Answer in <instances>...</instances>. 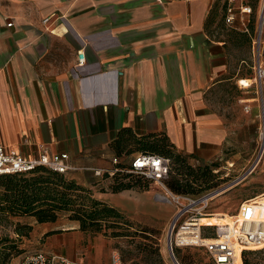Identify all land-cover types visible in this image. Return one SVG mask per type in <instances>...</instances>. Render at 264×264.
<instances>
[{"label": "crops", "instance_id": "1", "mask_svg": "<svg viewBox=\"0 0 264 264\" xmlns=\"http://www.w3.org/2000/svg\"><path fill=\"white\" fill-rule=\"evenodd\" d=\"M210 9L211 0H0V143L29 158L66 153L65 177L93 197L162 212L149 189L111 191V170L128 167L148 134L211 157L253 98L238 84L251 78L239 75L245 59L233 63L211 36ZM223 23L250 36L248 15L227 24L224 10ZM119 135L133 142L116 147ZM23 219L36 251L110 264L116 238L63 217Z\"/></svg>", "mask_w": 264, "mask_h": 264}, {"label": "rangeland", "instance_id": "2", "mask_svg": "<svg viewBox=\"0 0 264 264\" xmlns=\"http://www.w3.org/2000/svg\"><path fill=\"white\" fill-rule=\"evenodd\" d=\"M242 1L249 4L252 10L248 15L250 36L223 23L227 0H211L208 16L217 20L211 27V36L213 39L221 38L226 41L228 58L233 63L236 57L245 59L242 65L243 69L239 72V75L245 78L253 76L254 64L258 59L264 68V14L260 18L259 11L263 0ZM254 38L255 44H253ZM245 90H243L245 97H253L251 100H244L246 103H243V105H248L250 110L249 113H244L242 121L239 122L241 127L231 132L227 139V145L205 160H197L187 153L180 152L186 161V166H190L200 175L196 185L194 184L197 189L200 188L197 195L208 191H213L212 194H215L206 207L204 215L212 214L214 221H217V217H224L227 221L229 216L235 214L244 199L256 196H258V200L261 197L264 198V159L250 174L243 175L249 162L258 153L261 146L260 131L264 125V77L256 87L250 88L248 93ZM123 169L122 174H131L126 172L125 168ZM178 169L176 165L172 176L183 178L178 173H184L186 169L181 167ZM63 176L65 177V174ZM132 176L140 179L142 183H147L146 189L155 194V199L164 204V208L160 213L150 206L143 208L142 214L135 212L133 207L129 212H122L130 226L126 228L127 235L116 238L113 244L115 251L119 254L121 264H175L167 245L175 208L170 202L157 199L156 194L164 192L159 185L146 178L135 176V174ZM166 187L170 189L167 185ZM136 188L143 190L139 187ZM215 213H219L218 216ZM59 217L69 219L68 213L65 212L61 213ZM23 218L0 213V264H20L25 255L38 249L37 243L29 241L30 232L28 235L22 236L15 233V224L17 222L25 223ZM217 225H204L205 227L201 229L202 237H214ZM9 244L17 246L20 253L15 256L12 253L8 258L3 259V252H6L4 246ZM172 252L179 264H181L179 260L182 257H186L184 264H214L203 247L194 245L175 247L173 245ZM245 257L250 264H264V247L254 252H248Z\"/></svg>", "mask_w": 264, "mask_h": 264}, {"label": "built area", "instance_id": "3", "mask_svg": "<svg viewBox=\"0 0 264 264\" xmlns=\"http://www.w3.org/2000/svg\"><path fill=\"white\" fill-rule=\"evenodd\" d=\"M264 2V0H263ZM262 2V3H263ZM252 12L249 4L242 0H227L225 5V22L232 24L237 15H249ZM260 18L263 15V5L260 8ZM48 21V17L42 20ZM8 26L11 23H7ZM256 43L255 38L253 44ZM84 62V53L77 51V65ZM264 77V68L259 59L254 64V73L247 83L238 80V84L244 89L256 87ZM249 112L248 106L244 107ZM260 149L249 162L244 176L250 174L264 159V141L261 138ZM66 153L48 155L45 151L38 158H29L16 151L11 146L0 143V174L24 173L38 166H45L57 173L65 174L71 167L66 163ZM113 162H117L113 158ZM169 160L163 156L138 152L129 163L125 171L131 174L141 175L154 184L163 188V193H157L159 200L173 204L175 210L171 219L168 241L172 248L179 246L194 245L203 247L214 264H243V254L247 251H257L264 247V219L256 216V206L259 204L258 196L241 201L238 210L229 219L216 226V232L212 238H204L201 229L204 225H196L198 219L204 216L205 209L212 199L213 191H208L197 196L183 195L168 189L165 181L168 177ZM124 171L114 168L111 173ZM99 173L98 171L96 172ZM160 197V198H159ZM197 227L194 239H186L190 227ZM195 227V228H196ZM185 235V237H183ZM20 264H87L82 258L69 259L61 255L49 254L43 250L28 253ZM110 264H121L117 251L111 253Z\"/></svg>", "mask_w": 264, "mask_h": 264}, {"label": "trees", "instance_id": "4", "mask_svg": "<svg viewBox=\"0 0 264 264\" xmlns=\"http://www.w3.org/2000/svg\"><path fill=\"white\" fill-rule=\"evenodd\" d=\"M144 139L141 141V152L157 154L169 160L165 184L175 193L197 196L200 188L197 189L194 184L196 185L200 175L190 166H186L185 159L168 138L164 134H148ZM130 141L132 137L123 138L119 135L113 144L117 147L123 142L130 143ZM176 165L177 169L178 167L186 169L184 173H178L183 178L172 176ZM113 174L114 180L109 186L113 192L135 187L145 189L148 186L132 174H122L118 171ZM135 176L143 177L137 174ZM0 188L2 214L33 217L37 222H52L65 212L68 213L69 219L79 222L81 230L112 238L126 236V228L130 226L120 210L93 197L89 188L76 184L66 179L63 174L45 166H38L24 173L0 174ZM31 228L28 223L17 222L15 233L18 236L28 235ZM4 249L6 252H3V259L8 258L12 253L13 256L20 253L14 244L4 246ZM248 252L254 251L243 254V264H250L245 257ZM179 262L184 264L186 257H182Z\"/></svg>", "mask_w": 264, "mask_h": 264}, {"label": "bare ground", "instance_id": "5", "mask_svg": "<svg viewBox=\"0 0 264 264\" xmlns=\"http://www.w3.org/2000/svg\"><path fill=\"white\" fill-rule=\"evenodd\" d=\"M261 5H263V13H264V2ZM261 32L262 31L260 30V33ZM243 82H244V84H246L247 83L246 79H243L242 83ZM261 138L264 140V130L261 132ZM213 197H215V194H212V198ZM255 210H256V216L258 218H260V219H264V198H262V197L260 198V202H259V204H257ZM218 214L219 213H215V215H217V216H218ZM216 220L217 221H214V219L212 218V214L211 215H206V216L200 217L198 219L196 225H200V226L201 225H210V224H218V225H220V224H224V222H225V218L224 217L223 218L217 217ZM195 227H190L189 228V231L187 232V235H186L187 236V238H186L187 240L188 239H194V237H195L194 233L196 232V229H197V227L196 228ZM183 237H185V235ZM206 239H208V238H206Z\"/></svg>", "mask_w": 264, "mask_h": 264}, {"label": "water", "instance_id": "6", "mask_svg": "<svg viewBox=\"0 0 264 264\" xmlns=\"http://www.w3.org/2000/svg\"><path fill=\"white\" fill-rule=\"evenodd\" d=\"M261 16H262V15H261ZM262 17H263V16H262ZM167 245H168V250H169V253H170V255H171V258H172L173 262H174L175 264H179V263L175 260V257L173 256L172 248H171V246H170V244H169V241H167Z\"/></svg>", "mask_w": 264, "mask_h": 264}]
</instances>
